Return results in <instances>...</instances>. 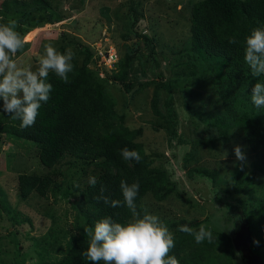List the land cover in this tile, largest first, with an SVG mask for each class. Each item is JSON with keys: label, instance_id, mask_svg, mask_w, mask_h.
Returning a JSON list of instances; mask_svg holds the SVG:
<instances>
[{"label": "rangeland", "instance_id": "1", "mask_svg": "<svg viewBox=\"0 0 264 264\" xmlns=\"http://www.w3.org/2000/svg\"><path fill=\"white\" fill-rule=\"evenodd\" d=\"M200 1L0 0V22L16 18L18 31L30 33L17 56L33 69L46 44L62 53L71 49L79 67L88 49L87 69L122 116L125 137L169 190L165 194L156 184L138 209L157 215L174 235L181 223L207 225L223 235L209 251L215 264L212 252L223 247L226 259L228 244L234 264H245L233 246L244 236V221L253 227L252 242H259L252 253L264 257V226H258L264 214V151L250 145L240 124L250 120L252 107L241 101L226 106L232 58L194 39L193 11ZM237 145L243 162L234 154ZM41 154L38 143L0 134V264H91L81 253L88 247L85 229L95 222L81 218L72 202L89 176L103 173V160L65 155L47 168ZM45 176L55 185L48 184L43 197L38 185ZM240 203L242 212L226 208ZM171 255L183 264L182 253Z\"/></svg>", "mask_w": 264, "mask_h": 264}, {"label": "trees", "instance_id": "2", "mask_svg": "<svg viewBox=\"0 0 264 264\" xmlns=\"http://www.w3.org/2000/svg\"><path fill=\"white\" fill-rule=\"evenodd\" d=\"M193 13L192 33L197 43L211 53L229 55L232 58L234 67L232 81L226 93V106L237 107L236 102L241 101L242 105L252 107L250 120L240 124L250 145L256 150L264 151V108L257 109L251 103V89L258 79L264 80V77H253L244 59L245 38L254 28L264 27V0H201L194 7ZM233 38L238 41L236 44L229 43ZM83 52L84 61L81 67L72 61L74 70L69 74L68 83L50 72L49 82L53 85V91L50 100L39 110L34 126L21 128L19 120L1 114L0 134L41 145L40 162L47 168H53L65 155L93 161L102 159L103 173L97 178V185H88L81 190L79 198L72 202V206L80 212L81 218L88 221L92 218L96 222L105 216H111L117 222L124 223L131 216L130 210L126 206L112 208L102 200L97 201L101 186L106 189L105 196L122 201L120 181L126 180L129 184L138 181L140 189L137 206L147 192L154 190L156 184L161 186L159 190H163L165 194L169 190H166V181L152 171L144 155L140 153L142 158L139 163L134 160L125 161L121 157L120 151L125 147L139 150L125 137L127 130L118 123L122 116L115 111L111 97L88 71L89 50L85 48ZM41 179L38 192L46 197V187L50 183L55 185V182L46 176ZM243 205L226 204V208L242 212ZM188 226L197 228L199 223ZM258 226L263 228L264 214ZM248 227L251 231V247L256 249L257 245L252 242L253 227L251 224ZM213 237L212 243L205 241L197 244L192 235L178 231L175 235L177 249H172L169 255L173 251L182 253L183 264H215L209 251L218 248L223 235L213 232ZM225 247L226 259H221L223 247L212 252L213 255L218 258L216 260L219 264H234L235 253L232 245ZM256 254L264 262L263 255Z\"/></svg>", "mask_w": 264, "mask_h": 264}, {"label": "clouds", "instance_id": "3", "mask_svg": "<svg viewBox=\"0 0 264 264\" xmlns=\"http://www.w3.org/2000/svg\"><path fill=\"white\" fill-rule=\"evenodd\" d=\"M0 21L4 18L0 17ZM20 27L16 18L7 17L6 22H0V113L19 120L21 128H28L35 125L39 110L50 100L53 91L50 72L68 83L69 74L74 70L75 53L71 49L62 53L52 44H46L35 69L31 64L24 65L17 54L24 50L30 33L22 34L18 31ZM237 42L235 38L229 41L230 44ZM244 59L253 77H264V27L254 28L245 38ZM251 103L257 109L264 108V80L258 79L252 87ZM222 154L227 157L226 151ZM234 154L238 161H245L241 146L234 147ZM120 155L125 161L137 163L142 158L139 151L127 147L121 149ZM97 183V177L89 176V185L95 187ZM139 189L138 181L129 184L121 180V201L105 196L106 189L101 186L97 201L102 200L112 208L126 206L131 216L124 223L105 216L85 229L88 247L81 255L91 264H180L176 256L169 255L175 247L174 233L157 215L146 208L138 210ZM177 231L192 235L197 244L212 243L214 238L213 232L204 224L198 230L181 225Z\"/></svg>", "mask_w": 264, "mask_h": 264}, {"label": "water", "instance_id": "4", "mask_svg": "<svg viewBox=\"0 0 264 264\" xmlns=\"http://www.w3.org/2000/svg\"><path fill=\"white\" fill-rule=\"evenodd\" d=\"M243 235H239L234 243V248L240 252L245 264H264L262 259L251 251V231L248 227V222L244 221L242 227Z\"/></svg>", "mask_w": 264, "mask_h": 264}, {"label": "built area", "instance_id": "5", "mask_svg": "<svg viewBox=\"0 0 264 264\" xmlns=\"http://www.w3.org/2000/svg\"><path fill=\"white\" fill-rule=\"evenodd\" d=\"M104 53H105V54L107 53L106 50L104 51ZM109 59H110V62H111V57H109Z\"/></svg>", "mask_w": 264, "mask_h": 264}]
</instances>
